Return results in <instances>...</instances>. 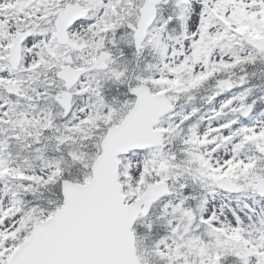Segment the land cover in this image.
Here are the masks:
<instances>
[{
  "label": "snow or ice",
  "instance_id": "snow-or-ice-1",
  "mask_svg": "<svg viewBox=\"0 0 264 264\" xmlns=\"http://www.w3.org/2000/svg\"><path fill=\"white\" fill-rule=\"evenodd\" d=\"M0 264H264V0H0Z\"/></svg>",
  "mask_w": 264,
  "mask_h": 264
}]
</instances>
